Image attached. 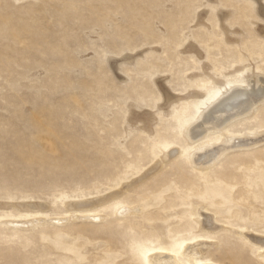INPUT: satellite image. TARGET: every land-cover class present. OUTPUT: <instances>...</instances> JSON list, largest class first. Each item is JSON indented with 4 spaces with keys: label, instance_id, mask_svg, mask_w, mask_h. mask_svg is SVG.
I'll use <instances>...</instances> for the list:
<instances>
[{
    "label": "rangeland",
    "instance_id": "rangeland-1",
    "mask_svg": "<svg viewBox=\"0 0 264 264\" xmlns=\"http://www.w3.org/2000/svg\"><path fill=\"white\" fill-rule=\"evenodd\" d=\"M251 79L264 0H0V264H264V98L211 166L190 139Z\"/></svg>",
    "mask_w": 264,
    "mask_h": 264
},
{
    "label": "bare ground",
    "instance_id": "bare-ground-1",
    "mask_svg": "<svg viewBox=\"0 0 264 264\" xmlns=\"http://www.w3.org/2000/svg\"><path fill=\"white\" fill-rule=\"evenodd\" d=\"M257 78L259 79L260 77ZM251 80L253 81V79ZM252 81H250V83L249 82L243 84L238 83V84H231L228 87H222V89L219 91V94H217L211 100L204 101L201 104L196 120L202 122V124L200 125L198 122L199 127H197V129H195L194 131L191 130L192 132L190 133L192 135L190 139L194 141V145H195L193 155H195L196 153L198 154V152L196 151L205 150L203 151L205 152V154L202 153L203 155L202 157H200L201 159L198 158L199 162H197V166L199 167H204V166L208 167L209 165L211 166L212 163H215V161L219 160L222 156H224L225 153H227L228 150L227 146L229 144L227 146L225 145V146H219L218 148H214L215 146L214 144L216 143V141L221 140L224 141L225 143H228L232 140L233 142V140L235 139L229 136L230 129H228V126L232 122L237 121L238 119L251 115L256 110L257 106L262 101V99L264 98V83L262 84L260 82L261 83L260 84L259 83L260 80L257 82L256 81L252 82ZM256 85L259 86L257 87ZM209 132L219 133L220 135L219 137L217 135L218 138L216 139L209 138L205 140L206 139L205 136ZM246 137L248 136L246 135ZM258 141H259L258 139L255 140V143H257ZM233 144L234 142L232 143V145ZM241 144H242V140H241ZM222 145H224V143ZM180 152L182 153L181 149L172 148V150H169L166 154L171 156ZM125 210H129V209L126 208ZM95 218L100 219V217L98 216ZM198 219L200 221L201 228L204 230L207 229L212 231L216 227V221L208 214L204 218H202V215L199 214ZM54 222L61 223L62 220L56 219ZM6 223H10V222H6ZM13 223L17 224V222H13ZM36 223L37 222H35V224ZM233 231L238 233V231L236 230ZM244 234L246 233L244 232ZM205 244L211 247V246H215L217 242L212 241L208 244L207 241H198L195 243H191L187 241L183 244V249L181 252L182 257L184 259H188V264H220L218 262L198 261V255L200 254V252H202V250L205 249V247L203 248V245L206 246ZM262 248L264 249V244ZM262 253H264V251ZM166 260L173 261L172 262L173 264H184L183 261H180L178 255L173 252L158 251V252L150 253L148 257L149 264H167Z\"/></svg>",
    "mask_w": 264,
    "mask_h": 264
}]
</instances>
